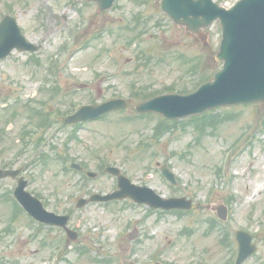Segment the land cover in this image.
<instances>
[{
    "label": "rangeland",
    "instance_id": "1",
    "mask_svg": "<svg viewBox=\"0 0 264 264\" xmlns=\"http://www.w3.org/2000/svg\"><path fill=\"white\" fill-rule=\"evenodd\" d=\"M24 1L1 0L0 16L8 11L6 3H9L25 35L35 43L42 41L43 49L31 56L13 51L0 61V166L12 161V166L17 167L29 163L32 144L28 146L27 142H35L40 135L46 134L43 149L48 146L47 135L51 136V131L45 130L43 134L38 131L36 138L31 132L52 106L66 109L63 103L80 106L97 102V90L101 88L107 95L116 93L113 97L127 99L129 104L124 111L87 125L101 132L80 131L79 141L67 150L72 156L66 164L79 162L82 157L89 163V170L98 171L102 157L107 164L120 167L133 182L142 179L165 197L185 195L202 205L180 216L152 211L126 200L106 205L92 203L80 211L75 203L82 191L89 187L90 191L105 194L114 186L115 178L101 168L97 178L85 181L83 190L79 173L65 172L62 155L57 153L63 152L57 144L68 133L67 127L55 130L51 144L57 146L56 154L47 148L44 153L49 156L37 160L35 165H26L24 175L32 181L29 188L43 198L47 209L75 214L70 225L77 226L79 236L64 246L68 254L63 262L53 259L47 264H139L150 250H158L156 254L166 264H231L236 255V229L256 234L257 250L242 264H264V103L226 106L200 118H183L172 129L166 124L160 139L151 134L152 129L161 125L158 116L145 115L137 121L135 118L134 107L142 98L161 94L167 88L175 92L191 90L197 81L210 78L220 67L215 60L220 40L218 22L207 29L208 43L203 45L161 14L158 0H119L115 8L99 13L89 5L83 11L91 19H86L85 29L81 28L75 36L85 38L89 29L96 31L95 39L71 58L66 53L54 57L58 49L63 50V44L69 42L70 48L74 47L66 35L48 28L62 23L60 14L69 9L70 0H55L49 7L42 6L43 15L47 16V22L45 18L42 20L47 34L44 39L43 26L37 29L34 21L35 0L25 4ZM215 1L228 5L235 0ZM66 13L77 17L73 11ZM135 25L136 31L129 29ZM51 56L58 61L61 71L50 78L65 84L62 90L52 86L55 83L52 80L46 89L40 90L44 78L50 75L49 68L55 66ZM71 73L79 76L76 85L67 84L71 80L67 75ZM87 78L97 85L81 89L79 85ZM68 86L77 88L63 101V91ZM53 93L59 94L58 97ZM31 107L41 113L39 119L30 118ZM122 117H131L130 123H120ZM92 135L97 141L88 150ZM107 137L110 139L104 144ZM31 153L37 157L39 150ZM64 157L68 158L66 154ZM157 162L159 166L170 165L178 179L176 187L163 179ZM148 171L152 175L146 178ZM216 203L228 206L226 220H219L208 208ZM16 209L12 202L0 199V240L8 237L16 240V250L24 251L17 255L22 264H39L37 257L43 252L33 253L38 245L32 238L36 223ZM9 226L14 232L2 233ZM133 226L142 239V251L132 256L128 233Z\"/></svg>",
    "mask_w": 264,
    "mask_h": 264
},
{
    "label": "water",
    "instance_id": "2",
    "mask_svg": "<svg viewBox=\"0 0 264 264\" xmlns=\"http://www.w3.org/2000/svg\"><path fill=\"white\" fill-rule=\"evenodd\" d=\"M94 1L100 9H104L114 0ZM159 7L178 26L198 36L204 43L208 36L204 29L218 19L221 26V41L215 59L222 62V68L214 73L211 80L201 84L195 91L154 97L139 103L135 108L137 111L159 112L167 118H176L221 105L264 102V0H239L229 9L219 6L212 0H160ZM7 19L0 23V58H4L14 46L20 50L26 48L24 38L15 37V34L18 36V32L14 28L13 20ZM124 105L123 100H111L98 107L84 106L68 120L93 118ZM110 171L117 173L114 168ZM163 174L174 182L173 175L166 169L163 170ZM24 184L25 182L20 180L15 193L19 202L31 215L47 223L66 224L67 216L47 212L36 198L23 190ZM119 185L120 189L115 193L106 196L93 195L91 200L130 197L137 203H146L154 208L185 209L196 206L184 197L162 198L151 188L129 184L125 178L119 179ZM84 202L80 200L78 206ZM236 238L239 245L236 264H240L255 251V244L251 242V235L242 230L236 232Z\"/></svg>",
    "mask_w": 264,
    "mask_h": 264
},
{
    "label": "flooded vegetation",
    "instance_id": "3",
    "mask_svg": "<svg viewBox=\"0 0 264 264\" xmlns=\"http://www.w3.org/2000/svg\"><path fill=\"white\" fill-rule=\"evenodd\" d=\"M44 2V1H38V3ZM79 0L71 1L68 5L69 9L67 11H76L77 17H74L73 15H67V13L61 15L62 23H58L57 25H53V27L50 30L57 29L59 30L60 34L66 35L65 38H70L71 36H74L75 33H79V30L85 29L83 25L86 23V19H91V15L88 14L85 15L83 11V7H87L86 5L82 4V12L76 9V7H79ZM92 8H95L94 5H91ZM41 5H37L36 12H39V8H41ZM53 19V18H51ZM34 21L37 23V29H41L42 26V32H41V38H46L47 34H45V29L41 15L34 16ZM47 22V20H46ZM95 31H91L87 29V37H85V40H89L93 35H95ZM36 37V36H35ZM79 38V37H78ZM29 39V37H28ZM78 40V39H77ZM80 40V38H79ZM40 44H42V41H39ZM84 167L81 165V168L78 170V173L83 175L84 173ZM152 175V173L150 174ZM16 185V178L11 177H5L0 180V199L2 198L5 201L12 202L16 206L15 199L13 197V191ZM89 196L90 194H87L86 192L83 194V196ZM41 199V198H40ZM84 208H80V211ZM200 209V208H198ZM20 210V209H18ZM22 210V209H21ZM197 210V209H193ZM24 213V210H22ZM78 211V210H77ZM191 210H179L175 212H169L174 213L175 215H183L188 213ZM57 213H65L69 215L70 220H74V213L70 211H63ZM20 213V214H22ZM14 219V218H12ZM11 219V220H12ZM10 220V222H12ZM15 220V219H14ZM31 220V219H30ZM216 221V220H214ZM24 226V223L22 224ZM17 227V224H16ZM18 228H21V224H18ZM38 229V230H37ZM219 230V229H218ZM5 231L8 232V235L14 232V229L12 226H9L7 229L3 230L2 233H5ZM76 231V230H75ZM78 232V230L76 231ZM64 237H66L65 231L63 228L53 225H44L36 223L34 228V234L32 235V238L34 241L37 242L36 248H34V252L36 255L43 252V254H40L37 259L39 260V264H47V262H50L52 259L56 260L57 263L63 262L64 260V249H63V243L64 245H67L70 243L68 240L64 242ZM132 243L131 250H132V256L135 254H138L142 251V239H140V236L138 235L137 239L130 240ZM16 240H12V238L8 237V240L1 239L0 240V264H22L19 254H24V251H17L16 250ZM158 250H150L145 253V256L143 257V261L139 264H153L157 262H161L160 255L156 254ZM30 254L32 253V250L28 251ZM162 264H166L162 262Z\"/></svg>",
    "mask_w": 264,
    "mask_h": 264
},
{
    "label": "trees",
    "instance_id": "4",
    "mask_svg": "<svg viewBox=\"0 0 264 264\" xmlns=\"http://www.w3.org/2000/svg\"><path fill=\"white\" fill-rule=\"evenodd\" d=\"M204 80H206V79H202L201 81H197V83L196 84H198V83H200V82H202V81H204ZM195 84V85H196ZM183 91H186L185 89H183Z\"/></svg>",
    "mask_w": 264,
    "mask_h": 264
}]
</instances>
